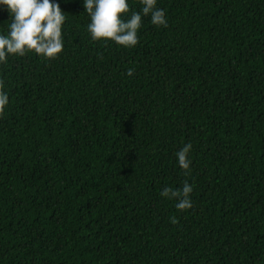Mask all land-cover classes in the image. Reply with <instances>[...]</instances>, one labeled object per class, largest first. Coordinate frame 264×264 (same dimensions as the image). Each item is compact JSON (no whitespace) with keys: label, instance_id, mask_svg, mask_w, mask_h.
I'll return each mask as SVG.
<instances>
[{"label":"trees","instance_id":"16d2710c","mask_svg":"<svg viewBox=\"0 0 264 264\" xmlns=\"http://www.w3.org/2000/svg\"><path fill=\"white\" fill-rule=\"evenodd\" d=\"M59 3L58 56L0 65V264H264V0H157L131 48Z\"/></svg>","mask_w":264,"mask_h":264},{"label":"clouds","instance_id":"9594fccd","mask_svg":"<svg viewBox=\"0 0 264 264\" xmlns=\"http://www.w3.org/2000/svg\"><path fill=\"white\" fill-rule=\"evenodd\" d=\"M82 4L83 12L90 17L86 26L90 38L110 40L124 48L137 45L145 16L154 26L168 24L166 11L157 6V0H139V10L132 8L129 0H82ZM0 8L9 13L7 30L0 31V65L6 64L11 56L34 52L44 58H55L63 50L66 15L59 0H0ZM133 71L128 68L127 74L131 76ZM8 103L9 95L0 87V112ZM191 149V142H187L175 153L185 175L190 173ZM192 191L193 185L186 180L181 187H163L160 195L174 199L176 208L186 209L191 207Z\"/></svg>","mask_w":264,"mask_h":264}]
</instances>
